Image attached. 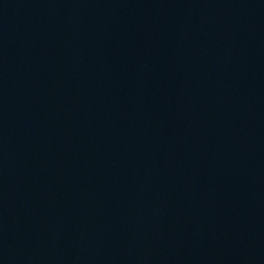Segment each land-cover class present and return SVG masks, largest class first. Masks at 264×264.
<instances>
[{"label": "water", "instance_id": "95a60500", "mask_svg": "<svg viewBox=\"0 0 264 264\" xmlns=\"http://www.w3.org/2000/svg\"><path fill=\"white\" fill-rule=\"evenodd\" d=\"M0 264H264V0H0Z\"/></svg>", "mask_w": 264, "mask_h": 264}]
</instances>
